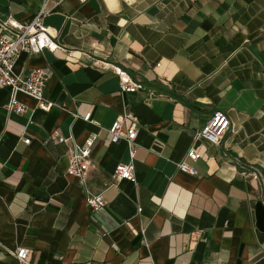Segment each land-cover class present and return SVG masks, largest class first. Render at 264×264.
Segmentation results:
<instances>
[{"label":"crops","instance_id":"crops-1","mask_svg":"<svg viewBox=\"0 0 264 264\" xmlns=\"http://www.w3.org/2000/svg\"><path fill=\"white\" fill-rule=\"evenodd\" d=\"M44 0H0V35ZM44 24L60 47L23 53L15 71L50 72L55 105L10 112L0 87V264H264V0H48ZM125 70L141 88L121 91ZM137 148L111 142L125 112ZM229 130L216 145L195 134L216 112ZM57 128L70 138L58 143ZM96 134L83 180L66 174L74 145ZM29 138V143L24 142ZM186 158L196 174L176 163ZM133 165L135 181L114 179ZM88 193L106 206L91 213Z\"/></svg>","mask_w":264,"mask_h":264},{"label":"built area","instance_id":"built-area-1","mask_svg":"<svg viewBox=\"0 0 264 264\" xmlns=\"http://www.w3.org/2000/svg\"><path fill=\"white\" fill-rule=\"evenodd\" d=\"M27 21L17 22L9 19L4 23V27L12 28L15 31L13 37L5 34L0 35V87L8 88L10 97L6 108L13 113L22 114L27 106L18 98L19 94L30 96L36 101V107L43 110H50L55 104L47 100L44 96L46 82L50 77V72L43 68H32L27 73H18L15 71V62L21 54H36L44 49L54 51L60 46L54 42L48 29L44 24V17L48 10L46 3ZM81 2L86 0H79ZM105 67H110L119 78V87L121 91L134 92L141 88L140 84L132 81L130 75L118 66L103 63ZM230 123L228 116L221 111L214 112L207 122L195 134V139H205L208 142L218 145L224 134L229 130ZM111 142L123 140L126 142L129 156L134 158L137 148V126L133 120L132 112L128 111L117 117L107 128ZM51 137L58 143H66L70 138L61 134L59 129L54 128L51 131ZM97 138L96 134L82 145H74L73 151L69 157L66 167V174L79 180H83L86 171L90 165L91 152L93 144ZM25 143H29V138H24ZM200 153L193 147L189 148L185 158L178 161L176 166L179 171L187 174H196V169L186 162V158L197 160ZM242 175L249 176L264 182V178L255 168L249 171H242ZM114 179H127L135 181L133 165L118 163L112 171ZM85 205L91 213H96L106 206V200L101 193H88L85 197ZM13 256L18 264H30L29 249L18 247L13 252Z\"/></svg>","mask_w":264,"mask_h":264}]
</instances>
